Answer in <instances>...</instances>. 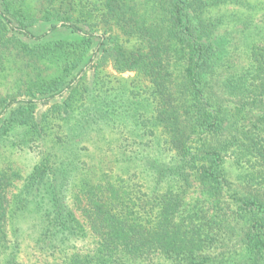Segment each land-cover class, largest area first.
Listing matches in <instances>:
<instances>
[{"label":"trees","instance_id":"16d2710c","mask_svg":"<svg viewBox=\"0 0 264 264\" xmlns=\"http://www.w3.org/2000/svg\"><path fill=\"white\" fill-rule=\"evenodd\" d=\"M5 67L0 264H264V0H0Z\"/></svg>","mask_w":264,"mask_h":264},{"label":"rangeland","instance_id":"374dc122","mask_svg":"<svg viewBox=\"0 0 264 264\" xmlns=\"http://www.w3.org/2000/svg\"><path fill=\"white\" fill-rule=\"evenodd\" d=\"M25 3L30 10H32L35 14H37L39 11L40 5L43 4V0H25ZM32 30L36 33L38 32L35 29H32ZM14 63H15V60L11 61L12 65ZM108 70L114 73L111 68H108ZM12 72H13L12 70L10 71L6 67L4 69H0V91L1 92L2 91L5 92L8 90H11L12 92L13 90H15L16 88L15 86L17 85L14 83V78L8 76ZM128 76H133V74L125 73L123 74L122 77L126 78ZM35 162H36V158L34 154L28 151L19 152V151L9 150V149H3L2 151H0V167L6 166L11 163L19 170L22 178L31 170ZM20 185H21V181H16L14 186L11 188V192L14 193L15 190Z\"/></svg>","mask_w":264,"mask_h":264}]
</instances>
